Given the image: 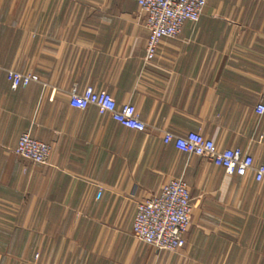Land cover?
I'll return each mask as SVG.
<instances>
[{
    "label": "crops",
    "instance_id": "crops-1",
    "mask_svg": "<svg viewBox=\"0 0 264 264\" xmlns=\"http://www.w3.org/2000/svg\"><path fill=\"white\" fill-rule=\"evenodd\" d=\"M147 40L133 0H0V264H264V182L163 141L197 133L264 163V0H208L149 66ZM9 70L41 82L13 90ZM87 87L146 131L70 107ZM25 133L51 147L48 165L15 154ZM177 179L191 227L182 250L158 252L132 235L137 204Z\"/></svg>",
    "mask_w": 264,
    "mask_h": 264
},
{
    "label": "built area",
    "instance_id": "built-area-1",
    "mask_svg": "<svg viewBox=\"0 0 264 264\" xmlns=\"http://www.w3.org/2000/svg\"><path fill=\"white\" fill-rule=\"evenodd\" d=\"M133 1L144 14L148 31L145 66L151 65L155 60L162 39L177 38L187 22L198 23L208 3V0ZM7 79L13 90L41 82L40 78L31 72L21 73L15 70L7 72ZM69 105L80 111L95 107L101 116H109L126 129L146 131V125L132 105L118 106L110 94L97 92L92 87H87L82 93L76 89L70 91ZM255 112L258 116H263L264 104H259ZM163 141L165 144L174 143L175 148L189 158L210 161L215 167L223 169L228 176H252L255 182H264V163L256 166L253 157L239 148L221 150L213 140L197 133H187L184 136L166 133ZM15 154L34 165L46 166L49 164L51 147L25 133L18 141ZM192 212L188 185L183 179L172 180L163 186L158 196L137 204L132 235L158 252L175 253L185 247Z\"/></svg>",
    "mask_w": 264,
    "mask_h": 264
}]
</instances>
